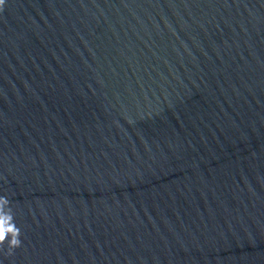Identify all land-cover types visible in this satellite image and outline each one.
<instances>
[{
	"label": "water",
	"instance_id": "1",
	"mask_svg": "<svg viewBox=\"0 0 264 264\" xmlns=\"http://www.w3.org/2000/svg\"><path fill=\"white\" fill-rule=\"evenodd\" d=\"M0 264H264V0H0Z\"/></svg>",
	"mask_w": 264,
	"mask_h": 264
}]
</instances>
